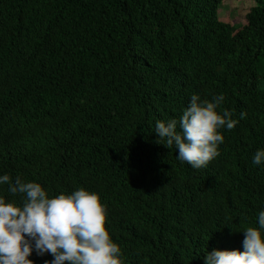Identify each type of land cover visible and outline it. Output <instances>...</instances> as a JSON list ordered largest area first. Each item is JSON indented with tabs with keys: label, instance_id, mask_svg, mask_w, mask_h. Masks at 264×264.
<instances>
[{
	"label": "trees",
	"instance_id": "obj_1",
	"mask_svg": "<svg viewBox=\"0 0 264 264\" xmlns=\"http://www.w3.org/2000/svg\"><path fill=\"white\" fill-rule=\"evenodd\" d=\"M224 1L0 0V174L98 192L126 264L243 251L264 210V0L242 22ZM194 93L240 121L201 169L155 133Z\"/></svg>",
	"mask_w": 264,
	"mask_h": 264
},
{
	"label": "clouds",
	"instance_id": "obj_2",
	"mask_svg": "<svg viewBox=\"0 0 264 264\" xmlns=\"http://www.w3.org/2000/svg\"><path fill=\"white\" fill-rule=\"evenodd\" d=\"M223 93L211 99L193 94L179 118L157 120L155 133L164 144L178 150L177 158L194 169L206 167L220 155L225 136L222 129H234L240 122L233 112L221 109ZM157 102V101H154ZM247 112L240 113L246 119ZM264 164V149L253 156ZM20 200L0 195V264H35L33 252L51 254L45 264H126L120 245L108 228V209L98 192L83 187L72 193L51 196L39 182L0 174ZM240 249L207 252L205 264H264V210L258 212L257 226L244 228Z\"/></svg>",
	"mask_w": 264,
	"mask_h": 264
},
{
	"label": "rangeland",
	"instance_id": "obj_3",
	"mask_svg": "<svg viewBox=\"0 0 264 264\" xmlns=\"http://www.w3.org/2000/svg\"><path fill=\"white\" fill-rule=\"evenodd\" d=\"M252 7L254 4L248 0H225L221 5V11L224 17L242 22Z\"/></svg>",
	"mask_w": 264,
	"mask_h": 264
}]
</instances>
